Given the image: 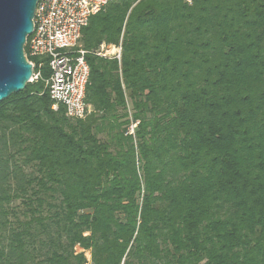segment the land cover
Here are the masks:
<instances>
[{
  "label": "trees",
  "instance_id": "trees-1",
  "mask_svg": "<svg viewBox=\"0 0 264 264\" xmlns=\"http://www.w3.org/2000/svg\"><path fill=\"white\" fill-rule=\"evenodd\" d=\"M80 42L84 118L45 61L0 101V264H264V0H116Z\"/></svg>",
  "mask_w": 264,
  "mask_h": 264
},
{
  "label": "built area",
  "instance_id": "built-area-1",
  "mask_svg": "<svg viewBox=\"0 0 264 264\" xmlns=\"http://www.w3.org/2000/svg\"><path fill=\"white\" fill-rule=\"evenodd\" d=\"M112 1L116 0H38L36 4L33 31L24 46L25 57L32 64L30 82L42 78L45 61L50 74L44 81L52 107L63 106L68 118H84L91 110L85 101L90 67L78 43L90 17ZM104 45L100 44L98 55L120 57V44L110 55L103 51Z\"/></svg>",
  "mask_w": 264,
  "mask_h": 264
},
{
  "label": "water",
  "instance_id": "water-1",
  "mask_svg": "<svg viewBox=\"0 0 264 264\" xmlns=\"http://www.w3.org/2000/svg\"><path fill=\"white\" fill-rule=\"evenodd\" d=\"M38 0H0V101L24 89L32 76L26 38L33 31Z\"/></svg>",
  "mask_w": 264,
  "mask_h": 264
},
{
  "label": "rangeland",
  "instance_id": "rangeland-1",
  "mask_svg": "<svg viewBox=\"0 0 264 264\" xmlns=\"http://www.w3.org/2000/svg\"><path fill=\"white\" fill-rule=\"evenodd\" d=\"M78 46L81 47V42L80 41L78 43ZM103 51L106 52V54H109V55L110 54H114L116 52V47L113 46V45H104ZM78 251H81V249L78 248ZM86 256L89 257L88 253H86Z\"/></svg>",
  "mask_w": 264,
  "mask_h": 264
}]
</instances>
